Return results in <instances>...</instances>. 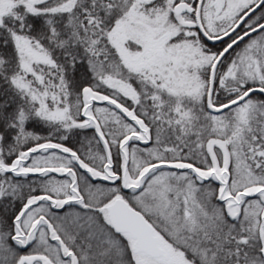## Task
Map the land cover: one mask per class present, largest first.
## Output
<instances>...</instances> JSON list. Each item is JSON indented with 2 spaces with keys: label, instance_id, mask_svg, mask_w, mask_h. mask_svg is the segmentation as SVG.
Here are the masks:
<instances>
[{
  "label": "snow or ice",
  "instance_id": "obj_1",
  "mask_svg": "<svg viewBox=\"0 0 264 264\" xmlns=\"http://www.w3.org/2000/svg\"><path fill=\"white\" fill-rule=\"evenodd\" d=\"M0 264H264V0H0Z\"/></svg>",
  "mask_w": 264,
  "mask_h": 264
}]
</instances>
